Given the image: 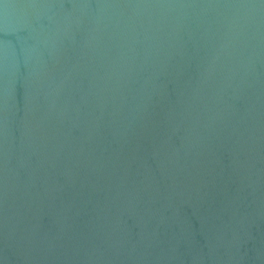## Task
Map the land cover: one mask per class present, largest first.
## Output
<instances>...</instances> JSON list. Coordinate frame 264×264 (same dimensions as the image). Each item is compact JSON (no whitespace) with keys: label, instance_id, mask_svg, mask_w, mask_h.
<instances>
[{"label":"water","instance_id":"obj_1","mask_svg":"<svg viewBox=\"0 0 264 264\" xmlns=\"http://www.w3.org/2000/svg\"><path fill=\"white\" fill-rule=\"evenodd\" d=\"M0 264H264V0H0Z\"/></svg>","mask_w":264,"mask_h":264}]
</instances>
